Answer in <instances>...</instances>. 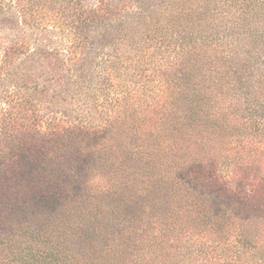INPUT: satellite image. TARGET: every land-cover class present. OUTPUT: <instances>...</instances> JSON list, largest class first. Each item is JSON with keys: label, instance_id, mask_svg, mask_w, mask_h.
<instances>
[{"label": "trees", "instance_id": "obj_1", "mask_svg": "<svg viewBox=\"0 0 264 264\" xmlns=\"http://www.w3.org/2000/svg\"><path fill=\"white\" fill-rule=\"evenodd\" d=\"M16 27L61 44L28 53L36 65L52 69V61L59 63L60 92L80 89L90 110L100 99L108 107L101 124L90 130L58 123L36 136L159 137L157 150L139 154L143 180H150L143 192L178 191L183 203H175L174 221L183 222L170 228L178 240L170 241L165 228L141 238L119 205L87 193L77 206L81 221L62 230L52 216L66 212L36 203L34 223L23 213L15 219L0 215V264H264V238L254 244L229 240L248 222L264 232V211L251 204L256 188L264 187V0H0V40L2 30ZM93 50L105 54L100 72L83 66ZM153 60L160 62L163 88L129 81L138 63ZM159 111L168 113L163 120L148 119L146 126L143 117ZM6 129L5 134L12 130ZM95 129L98 133H87ZM168 138L170 158L161 148ZM13 158L0 154V171ZM205 206L210 211L203 214ZM227 209L242 221L229 230L214 223ZM189 229L194 234L183 241Z\"/></svg>", "mask_w": 264, "mask_h": 264}, {"label": "rangeland", "instance_id": "obj_2", "mask_svg": "<svg viewBox=\"0 0 264 264\" xmlns=\"http://www.w3.org/2000/svg\"><path fill=\"white\" fill-rule=\"evenodd\" d=\"M1 36L0 62L3 58H8L0 67V154L7 153L14 158L5 166H1L0 172L4 174H0V215L6 216L7 219H15L21 217L23 213L25 218L33 219L32 223H34L36 218H30L31 210L36 203H40L45 209L60 208L66 212L52 216L53 221L59 223L62 230H66L71 223L74 225L81 221L77 206L83 204L87 197L85 195L88 193L98 196L106 203L112 202L119 205L122 218L129 222L131 226L129 228H132L137 236L144 238L161 235L162 228H165L170 233L166 231L163 233L171 236L170 241L174 238L178 240L177 231L170 228L183 222L181 219L178 224L174 221L175 217L179 216L173 213L178 208L175 203L177 201L178 204L183 203L179 199V192H171L170 187H160V190L154 192H143V188H150H148L150 180H143L144 168L138 160L139 154L143 151H151L153 147L157 150L156 145L160 138L114 136V133H104L103 136L90 134L36 136L35 131H46L47 126L49 128L58 123L85 126L90 130L101 124L104 118L102 114L108 107L100 99L95 102L97 108L90 110L83 101L86 92H78L79 88L76 91L68 88L63 94L57 86L60 76L63 75L59 63L52 61L53 68L50 69V66L36 65V62L30 58L28 53L40 46L47 47L49 50L60 47L61 44L52 38L53 43H47L48 35L16 27L11 30H2ZM5 51H8L7 56L4 55ZM104 56L102 52L93 50L86 60L87 63L83 62V66L89 65V69L94 68L93 71L100 72L105 68ZM182 57L188 58L185 50ZM159 64L160 62L154 60L144 65L138 63L135 68L137 75L132 79L127 76V79L136 85L145 80L149 84H147L148 88L158 91L164 87L158 81ZM20 97H23L22 105L18 107L17 98ZM165 106L172 110L169 104L166 103ZM167 113L168 111H159L154 114L149 112L146 117H143L144 124L146 123L147 126L152 119L159 117L161 118L159 120H163ZM148 119H150L149 122ZM85 127L83 129H86ZM6 128L12 130L8 129L5 134ZM140 130L139 135L143 131V126ZM64 131L71 130H61V132ZM75 131L78 132V130ZM98 131L95 129L87 133H98ZM168 140L169 138L163 139L161 148L164 147V151L170 158ZM33 166H36V169ZM163 171V169L156 170L154 173L156 175ZM115 173L117 175L114 179L107 182L108 175H115ZM15 176H19L20 179ZM3 179L6 183L1 188ZM219 180L224 181L225 185L228 184L223 178ZM105 182H107L108 193L105 192ZM248 188L250 189V186ZM39 189L44 192L42 200ZM81 193L83 194L79 196ZM253 198L252 206H258L264 211V187L256 188ZM204 201L209 203V200ZM208 208L205 206L203 214L210 211ZM225 212L220 216L217 215L214 220L215 225L229 230L233 224L242 222L238 218L229 216V209ZM50 225L53 226V224ZM189 230L192 231L182 235L183 241L194 234L193 229ZM107 231L102 230L101 233L106 240L110 238V235L106 234ZM236 237H240L241 241L246 243L254 244L264 238V232L248 222L240 228L239 232L235 229L229 235V240H236ZM152 239L153 237L150 240ZM96 244L98 248L103 246L100 241Z\"/></svg>", "mask_w": 264, "mask_h": 264}]
</instances>
